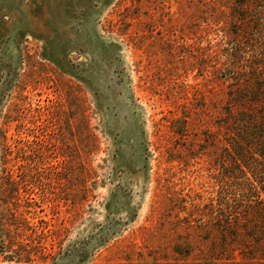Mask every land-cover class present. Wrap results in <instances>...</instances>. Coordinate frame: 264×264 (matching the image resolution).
Here are the masks:
<instances>
[{
	"label": "rangeland",
	"instance_id": "374dc122",
	"mask_svg": "<svg viewBox=\"0 0 264 264\" xmlns=\"http://www.w3.org/2000/svg\"><path fill=\"white\" fill-rule=\"evenodd\" d=\"M237 1L0 0V264H222L238 247L213 217L247 212L264 169L219 206L221 125L227 75L264 76V14L255 36Z\"/></svg>",
	"mask_w": 264,
	"mask_h": 264
},
{
	"label": "trees",
	"instance_id": "16d2710c",
	"mask_svg": "<svg viewBox=\"0 0 264 264\" xmlns=\"http://www.w3.org/2000/svg\"><path fill=\"white\" fill-rule=\"evenodd\" d=\"M253 7L264 9V0H239L237 9L233 13L236 20L251 25L250 29L257 36L262 31L257 17L261 21L263 17L260 16L264 14V11L255 10L256 17H253ZM254 46L257 47V45ZM239 60L240 56L236 54L231 63L236 64ZM251 66L254 73L245 78H241V74L238 73L227 75V82L232 87L233 93L239 94L231 96L226 103L223 125H221L229 138V142L225 145L224 167L218 169V186L221 188L218 204L225 209L229 208L230 204L222 198V193L226 195L233 188H238L244 194L250 181L246 176L247 170L258 174L264 169V76L260 72L263 71V67L257 61ZM227 71H236V69L232 65ZM249 154L253 156L249 157ZM258 181L260 183H257L264 186V173L259 176ZM253 191L256 199L246 202L247 212L241 211V213L221 216L218 215L220 210H216L213 220L218 222L219 231L223 235H228L231 242L237 243L238 247L232 250V243H222L221 251H217L214 257H211L212 260L223 261L222 264H226V261L230 263L234 258L229 255V252L238 251L241 255V263H264V191L261 192L258 189ZM175 253L182 256L180 247L175 248Z\"/></svg>",
	"mask_w": 264,
	"mask_h": 264
}]
</instances>
